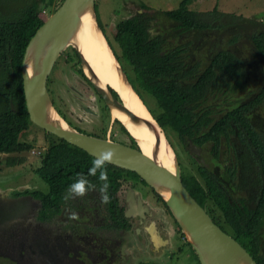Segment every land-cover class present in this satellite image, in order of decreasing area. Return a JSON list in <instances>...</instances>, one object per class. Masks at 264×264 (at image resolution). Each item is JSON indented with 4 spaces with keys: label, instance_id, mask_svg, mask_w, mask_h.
I'll return each instance as SVG.
<instances>
[{
    "label": "flooded vegetation",
    "instance_id": "obj_1",
    "mask_svg": "<svg viewBox=\"0 0 264 264\" xmlns=\"http://www.w3.org/2000/svg\"><path fill=\"white\" fill-rule=\"evenodd\" d=\"M133 4L137 3L129 4L133 8L127 18H150V37L163 40L165 54L174 52L181 58L186 85L194 84L205 75L218 49L233 52L237 58L235 71L239 73L240 84L234 86L237 80L233 79L232 86L228 83L223 86L226 88L223 92L208 93L196 101L187 100L183 139L177 132L166 131V136L182 174L197 177L208 192L212 185L217 198L222 201L217 196L216 190H219L230 203H237L234 205L239 210L253 208L256 201L262 200L264 187V54L255 51L247 38L232 35L234 26L237 28L239 24L229 27V33L208 31L203 36L190 38L189 31L179 23L165 17L166 22L162 24L158 10L143 8L141 2L138 6ZM117 25L108 24L105 28L99 24L122 64L124 58L117 52V47L121 50ZM72 54L77 67L72 64L71 55H65V69L76 71L80 83L82 78L86 79L101 107L98 131L94 134L81 131L132 146L119 119L112 118L109 106L87 78L81 56L78 60ZM126 66L122 64L131 83ZM47 85L57 109L69 118L52 92L50 78ZM134 88L139 89L137 85ZM70 90L77 97L83 94ZM117 98L120 99L119 95ZM182 153L185 159L180 157ZM82 157L85 164L79 173L87 175L92 159ZM47 166L42 159L40 168L46 170ZM107 169L110 182V203L107 204L101 203L102 182L91 176L88 179L94 188L83 197L66 199L69 185L78 172L60 173L52 182L42 177L43 186L33 182L0 187V264H142L154 261L170 248L173 236L180 235L182 229L165 200L136 172L111 163ZM64 177L68 181L60 179ZM213 209L218 210L215 206ZM72 213L77 214L75 219H70ZM260 230L264 237V223Z\"/></svg>",
    "mask_w": 264,
    "mask_h": 264
},
{
    "label": "trees",
    "instance_id": "obj_2",
    "mask_svg": "<svg viewBox=\"0 0 264 264\" xmlns=\"http://www.w3.org/2000/svg\"><path fill=\"white\" fill-rule=\"evenodd\" d=\"M64 1L62 0L61 5ZM190 2L191 0H182L178 9L158 13L179 23V26L185 27L190 36L194 37L203 36L208 31H220L223 34L226 30L225 33H227L228 28L234 26L233 23L239 24L238 29L234 26L235 34L232 35L237 38H247L253 43L255 51L264 54V23L256 18H243L222 13L217 9L211 12H196L189 9ZM53 5L57 7L55 11L58 10L56 0H0V154L8 156L7 163L10 166L25 164L28 160L26 155L35 146L33 142L22 139L33 125L24 91L23 60L30 40L55 12L50 10ZM141 5L143 8H149L144 2ZM149 21L150 18L143 16L120 21L117 23V41L122 57L131 68L134 78H137L157 104V109L149 107L143 99V92L135 88L151 114L165 131L177 132L178 137L183 139L186 101H196L208 93L223 92L226 90L223 86L227 83L232 86L233 79L237 80L234 86L239 85L240 76L235 71L237 58L233 52L218 49L214 52L213 64L207 69L205 75L194 84L186 85L183 82L184 66L180 62L181 58L174 52L165 54L163 40L150 37ZM72 51L80 60L76 49L72 48ZM216 69L219 72L216 73ZM80 72H82L81 69ZM110 91L118 97L114 89L110 88ZM227 91L230 92L232 89ZM262 95L264 96V86ZM53 104L57 109L55 101ZM57 111L61 114V111L58 109ZM61 116L72 127L81 131L69 118L62 114ZM118 122L121 124L122 131L130 139V144L137 146V142L123 123L120 120ZM82 156L92 160L94 158L86 151L55 136V139L48 142V149L41 156L43 165H48L47 169L38 167L36 173L49 182L56 180L55 177L60 173L67 171L79 173V168L85 164ZM60 179L68 181L66 177ZM182 179L193 197L205 209L207 208L213 220L241 243L258 264H264V237L260 230L264 223V187L262 200L256 201L253 208H246L243 211L239 210L238 205H234L237 203H230L219 190H216L217 196L222 201L217 198L212 185L208 192L197 177L189 178L184 173ZM215 201L217 203H213ZM213 206L218 210H214Z\"/></svg>",
    "mask_w": 264,
    "mask_h": 264
},
{
    "label": "water",
    "instance_id": "obj_3",
    "mask_svg": "<svg viewBox=\"0 0 264 264\" xmlns=\"http://www.w3.org/2000/svg\"><path fill=\"white\" fill-rule=\"evenodd\" d=\"M96 9V0H65L30 40L23 60V80L31 121L48 134L52 133L94 157L104 149H113L116 155L111 164L136 172L166 201L201 264H258L241 243L213 220L184 185L177 155L165 130L154 116L151 114L156 123L135 115L113 87L106 85L103 88L99 76L75 42L79 29L87 21L92 22L97 34L105 39L103 46L119 80L125 81L124 84L139 96L99 26ZM70 46L81 56L87 78L103 97L111 112L112 108H118L132 124L158 133L163 146L172 152L174 169L146 154L132 135L138 148L87 134L72 127L65 120V125H61L49 119L50 110H54L58 115L59 113L53 104L47 83L55 63ZM110 88L118 93L120 99L112 94ZM140 99L142 100L141 97ZM144 105L149 111L147 105Z\"/></svg>",
    "mask_w": 264,
    "mask_h": 264
},
{
    "label": "rangeland",
    "instance_id": "obj_4",
    "mask_svg": "<svg viewBox=\"0 0 264 264\" xmlns=\"http://www.w3.org/2000/svg\"><path fill=\"white\" fill-rule=\"evenodd\" d=\"M61 2L62 0H56V5L60 7ZM133 2H144L147 6L158 11H170L178 9L182 0H96V11L99 23L103 24L106 28L108 24H117L126 19L129 13L132 14L133 7L129 4ZM133 5L138 6L137 4ZM55 8L57 7L53 5L50 10L55 11ZM189 9L196 12H211L217 9L222 13L237 15L243 18H256L259 22L264 23V0H191ZM159 17L162 19L161 23L164 24L166 22L165 16L159 13ZM233 24L237 25L235 23ZM105 31L107 33L106 29ZM111 40L115 44L114 39ZM242 45H245V43ZM117 52L119 55H122L118 47ZM72 53V46H70L65 51L64 56L71 55L73 59L72 64H75L74 67L76 68L77 61ZM64 56L58 59V64H56L54 72L50 75L52 92L69 119L72 120V123L79 129L94 134L98 131V125L101 124V115L98 113L101 107L95 94L90 91L91 89H89L86 79L82 78V82L80 83L77 80L79 74L76 71L73 70L70 72L65 69ZM122 64L126 66L124 62ZM126 69L130 73L131 80L143 92V99L147 102V105L157 109V104L154 99L143 88L137 78L133 77L131 68L126 66ZM70 88L83 94L77 97V93H72ZM169 132L171 131H168V134ZM22 139L33 142L35 144L33 152L35 151L36 153H28L26 155L28 158L27 162L15 166H10L7 163L8 156L6 154H0L1 188L16 187L20 184L33 182H37L41 186L44 185L42 177L35 173V169L41 164L39 153L44 151V146L48 142H51L52 139H55V136L48 134L44 129L33 124ZM182 156L183 153L180 154V157ZM183 158L185 159V155ZM173 237L171 247L162 255L152 262L147 261L142 264H201L195 250L189 245L182 233L180 235H174Z\"/></svg>",
    "mask_w": 264,
    "mask_h": 264
},
{
    "label": "bare ground",
    "instance_id": "obj_5",
    "mask_svg": "<svg viewBox=\"0 0 264 264\" xmlns=\"http://www.w3.org/2000/svg\"><path fill=\"white\" fill-rule=\"evenodd\" d=\"M103 39L95 31L92 22L87 21L79 29L75 42L79 45L95 73L99 76L103 88L106 85L113 87L123 98L129 110L141 118H147L153 123H156L140 97L135 94L130 87L124 84L125 81L119 80L117 72L108 56V52L103 46L105 41V39L104 41ZM112 114L115 118H118L130 134L135 137L146 154L154 157L165 166L174 169L172 152L170 149L163 146V141L159 138L158 133L152 132L145 127L132 124L121 114L118 108H112ZM49 119L52 122L65 125L63 118L54 110L49 111ZM159 131L162 133L160 128Z\"/></svg>",
    "mask_w": 264,
    "mask_h": 264
},
{
    "label": "clouds",
    "instance_id": "obj_6",
    "mask_svg": "<svg viewBox=\"0 0 264 264\" xmlns=\"http://www.w3.org/2000/svg\"><path fill=\"white\" fill-rule=\"evenodd\" d=\"M137 4H139L140 2H136ZM142 3V2H141ZM97 6V5H96ZM151 8V7H149ZM160 12V11H158ZM100 24V23H99ZM109 42V41H108ZM69 48V47H68ZM67 48V49H68ZM73 48V47H72ZM112 48V47H111ZM66 49V50H67ZM75 49V48H74ZM113 50V49H112ZM63 55V54H62ZM117 57V56H116ZM60 58V57H59ZM58 61V60H57ZM120 61V60H119ZM125 62V61H124ZM57 63V62H56ZM55 63V64H56ZM121 63V61H120ZM126 63V62H125ZM122 65V64H121ZM53 71V70H52ZM52 74V73H51ZM50 78V77H49ZM52 99V98H51ZM53 101V100H52ZM59 113V112H58ZM61 116V114H59ZM62 117V116H61ZM63 118V117H62ZM63 120H65L63 118ZM66 121V120H65ZM67 122V121H66ZM68 123V122H67ZM34 124V123H33ZM69 124V123H68ZM36 125V124H35ZM70 125V124H69ZM41 128V127H40ZM77 129V128H76ZM127 129V128H126ZM83 132V131H82ZM129 132V131H128ZM130 133V132H129ZM52 134V133H50ZM88 134V133H87ZM166 134V131H165ZM131 135V134H130ZM56 136V135H55ZM95 136V135H93ZM58 137V136H57ZM48 145V143L46 144ZM45 145V146H46ZM44 146V151H41L39 154V157L41 158L42 161V154L48 149ZM130 146V145H129ZM134 146V145H132ZM138 146V145H137ZM134 146V147H137ZM138 148V147H137ZM34 149V148H33ZM30 153H36L35 151L33 152V150ZM115 152L113 151V149L108 148V149H104L102 151H100V153L98 155H96L92 162H91V167L88 169L87 175H85L84 173H78L76 178L74 179V182L72 184L69 185L68 188V197H83L85 196L88 191L92 188H94V185L91 183V181L88 179L89 176L91 177H97L99 181L102 182L101 187L99 189V192L101 194V203L103 204H107L110 203V196H109V188H110V182H109V176H108V169H107V165L109 163H112L113 160L115 159ZM22 165V164H21ZM41 165V164H40ZM40 165L38 167H40ZM37 167V168H38ZM36 168V169H37ZM36 169H35V173H36ZM39 175V174H38ZM160 196V195H159ZM161 197V196H160ZM162 198V197H161ZM163 199V198H162ZM164 200V199H163ZM166 202V201H165ZM171 211V210H170ZM77 217L76 213H72L70 216V219H75ZM183 233V232H182ZM184 235V234H183ZM185 239L186 236L184 235ZM187 240V239H186ZM189 243V242H188ZM189 245L191 246V244L189 243ZM192 247V246H191ZM194 250V249H193Z\"/></svg>",
    "mask_w": 264,
    "mask_h": 264
}]
</instances>
